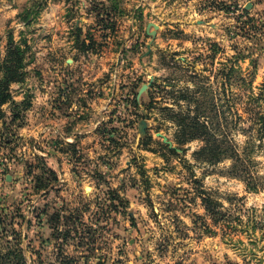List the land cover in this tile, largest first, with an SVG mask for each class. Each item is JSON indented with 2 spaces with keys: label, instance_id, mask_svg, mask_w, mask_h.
I'll use <instances>...</instances> for the list:
<instances>
[{
  "label": "rangeland",
  "instance_id": "374dc122",
  "mask_svg": "<svg viewBox=\"0 0 264 264\" xmlns=\"http://www.w3.org/2000/svg\"><path fill=\"white\" fill-rule=\"evenodd\" d=\"M12 41L21 64L0 119V216L4 241L14 227L29 264L61 253L88 264H264V187L231 175L230 160L197 162L203 142L178 144L163 110L186 109L178 91L225 64L264 87V0H0V81ZM241 91L229 87L235 99ZM253 157L264 179V147ZM200 189L230 224L216 226Z\"/></svg>",
  "mask_w": 264,
  "mask_h": 264
},
{
  "label": "trees",
  "instance_id": "16d2710c",
  "mask_svg": "<svg viewBox=\"0 0 264 264\" xmlns=\"http://www.w3.org/2000/svg\"><path fill=\"white\" fill-rule=\"evenodd\" d=\"M33 10L34 7L26 9L20 16L28 19ZM238 58L236 57V60ZM20 59V49L12 41L3 65L4 79L0 81V119L4 114L2 106L11 98L8 81L16 80L20 74ZM253 75L252 72H245L242 67H235L234 63L225 64L218 71L216 80L211 81L210 76L203 75L196 89L178 91L179 95L175 100L188 101L186 109L176 104V110L170 106H163V110L177 123L178 144L183 145L193 140L203 142L194 152L197 162L215 165L230 160L228 172L246 180L250 188L259 189L264 187V179L254 171L256 169L253 155L264 147V87L258 92L254 91ZM220 77L223 78L221 95L214 88ZM233 84L240 86L242 90L237 99L229 94V87ZM135 103L138 104V101ZM236 133L247 136L243 146L235 139ZM170 150L176 151L174 148ZM198 191L216 226L230 224L232 216L224 209L222 202L204 189ZM0 224V264H29L25 251L20 246L21 241L18 240L16 229H12L14 242L11 245L8 239L4 241L6 224L1 216ZM84 257L61 253L57 256L56 264H88L87 260L82 262ZM33 263L44 264L42 260H34Z\"/></svg>",
  "mask_w": 264,
  "mask_h": 264
},
{
  "label": "water",
  "instance_id": "95a60500",
  "mask_svg": "<svg viewBox=\"0 0 264 264\" xmlns=\"http://www.w3.org/2000/svg\"><path fill=\"white\" fill-rule=\"evenodd\" d=\"M249 7V5H247V8ZM151 26H153L155 29L158 27V25L157 24H155V23H149V25H148V29L151 27ZM155 32L156 31H153V32H151L152 33V35L153 36H155ZM150 47H151V45H149L148 46V48L150 49ZM147 84H143L142 85V87L140 88V90H139V96L146 90V88H147ZM147 121L146 120H142L141 121V124H140V132L142 133V134H144L145 132H146V128H147Z\"/></svg>",
  "mask_w": 264,
  "mask_h": 264
}]
</instances>
